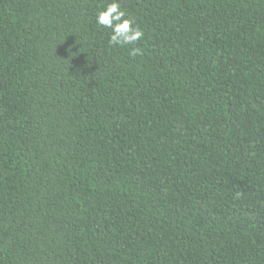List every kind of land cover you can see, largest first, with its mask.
I'll return each mask as SVG.
<instances>
[{"label":"trees","instance_id":"1","mask_svg":"<svg viewBox=\"0 0 264 264\" xmlns=\"http://www.w3.org/2000/svg\"><path fill=\"white\" fill-rule=\"evenodd\" d=\"M0 0V264H264V0Z\"/></svg>","mask_w":264,"mask_h":264},{"label":"clouds","instance_id":"2","mask_svg":"<svg viewBox=\"0 0 264 264\" xmlns=\"http://www.w3.org/2000/svg\"><path fill=\"white\" fill-rule=\"evenodd\" d=\"M96 24L109 30V44L130 47L129 56L143 55V49L136 46L144 37L143 30L121 7L119 0L109 2L96 13Z\"/></svg>","mask_w":264,"mask_h":264}]
</instances>
